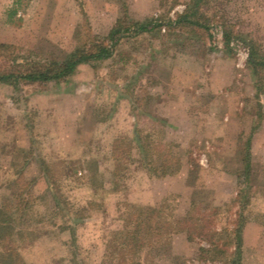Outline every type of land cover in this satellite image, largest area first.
Returning a JSON list of instances; mask_svg holds the SVG:
<instances>
[{"label": "rangeland", "instance_id": "1", "mask_svg": "<svg viewBox=\"0 0 264 264\" xmlns=\"http://www.w3.org/2000/svg\"><path fill=\"white\" fill-rule=\"evenodd\" d=\"M188 2L0 0V44L59 59L119 21L174 20ZM204 2L208 33L121 30L110 58L64 82L0 83V209L15 214V264H107L144 208L192 220L153 232L126 264H224L234 246L217 253L240 224L242 264H264V71L253 74L244 45L264 52V0Z\"/></svg>", "mask_w": 264, "mask_h": 264}, {"label": "trees", "instance_id": "2", "mask_svg": "<svg viewBox=\"0 0 264 264\" xmlns=\"http://www.w3.org/2000/svg\"><path fill=\"white\" fill-rule=\"evenodd\" d=\"M206 1V0H205ZM207 3L204 0H191L185 5L183 12L177 14L174 20L168 19L167 22H161L157 19L151 18L143 22L135 20L119 21L118 24L110 31L109 35L103 39L89 34L86 40L81 42L74 50L65 54L64 57L59 59H40L33 58L28 54L22 53L19 48L9 45L0 44V83L10 85L24 84H48L51 82L60 83L66 81L74 74L79 65L82 64H96L97 62L104 61L112 56L113 49L107 43V40H115L116 36L121 33V30L130 31L134 30L135 33L151 32L155 29L162 30L166 26L170 35L177 36L178 30L184 29L188 31L189 28L204 29L207 33L209 30L208 24H202L206 20V16L202 13V6ZM16 14V9L10 11V16ZM128 23V24H127ZM191 29V32L193 31ZM194 35H186L185 40H192L198 33ZM208 38L211 36L207 34ZM223 39L226 48L230 47L232 42L231 33L224 32ZM244 45L248 49L247 64L252 69L253 74H258L264 71V52L260 49L259 44L254 40L244 41ZM255 90L256 96L259 97L264 89V77L256 78ZM264 112V110L262 111ZM261 112V113H262ZM259 120L264 118V114L257 115ZM249 144V143H248ZM153 148L155 146L153 145ZM145 149V148H144ZM118 148L114 149L115 161H120L122 156L118 155ZM149 153V149H146ZM123 156L126 155L125 151L120 152ZM125 154V155H124ZM247 154V158H248ZM166 157V156H165ZM172 163V162H171ZM168 165L167 159L161 163L163 170L161 175L167 174ZM137 215L130 218L126 224L125 229L116 234L114 239L109 243L111 252H108L107 264H126L127 256L135 255L136 249L143 245V240L149 238L153 232L163 231L165 233L173 232L178 225H189L191 218L185 217L177 220L173 218L167 219L164 216L163 209L144 208V210L136 211ZM14 216L15 214L12 213ZM12 214L7 210V207L0 209V244L3 245L4 251L0 257V264H15L14 262V249L10 248L9 240L11 239L13 225ZM21 217L23 215L21 214ZM134 224V225H133ZM242 225L237 226L233 231L234 241H226L221 251L217 254H227L231 250V245L234 248L231 250L230 259L224 260V264H242ZM132 227V228H131ZM187 231H191L190 226H186ZM131 228V229H130ZM204 229L200 232L203 235L204 241H210L208 234L204 233ZM213 235L215 233L213 232ZM211 243V242H210ZM9 245V246H7ZM214 248H218L217 243H213ZM12 247V246H11ZM202 251L208 252L206 248H201ZM116 254V256H115Z\"/></svg>", "mask_w": 264, "mask_h": 264}, {"label": "crops", "instance_id": "3", "mask_svg": "<svg viewBox=\"0 0 264 264\" xmlns=\"http://www.w3.org/2000/svg\"><path fill=\"white\" fill-rule=\"evenodd\" d=\"M247 60H248V58H247Z\"/></svg>", "mask_w": 264, "mask_h": 264}]
</instances>
